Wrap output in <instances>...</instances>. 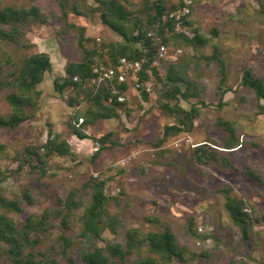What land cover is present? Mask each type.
Returning a JSON list of instances; mask_svg holds the SVG:
<instances>
[{"label": "rangeland", "instance_id": "rangeland-1", "mask_svg": "<svg viewBox=\"0 0 264 264\" xmlns=\"http://www.w3.org/2000/svg\"><path fill=\"white\" fill-rule=\"evenodd\" d=\"M146 1L127 0L126 7L145 20ZM166 1L169 7L179 2ZM0 4L2 7L30 6L29 0H0ZM85 4L96 7L92 0H85ZM263 4L264 0H192V26L179 25L176 30L192 37L198 28L210 43L198 49L186 45L169 46L166 59H159L155 66L161 79L165 78L168 65L189 68L191 78L205 86L201 98L204 106L198 99L180 101V107L186 111L196 106L199 116L194 120L191 132L171 135L164 141V128L176 121L157 105V93L162 85L155 78L149 81L151 88L146 92L147 96L143 90H131L116 118L100 120L89 127L90 139L81 141L73 136L68 125L72 116L76 112L84 113L91 105L86 102L70 106L68 100L74 93L70 89L63 94L56 93L53 82L65 76V67L70 62H79L82 58L77 34L73 30L62 33L64 24L55 20L47 25L34 22L26 26L21 42L30 47L20 51L19 55L47 53L52 68L39 86L43 99L29 111L31 119L14 132L0 131V144L5 147L0 169L6 177L0 183V194L7 200H19L29 191L34 198L32 206L11 214L17 225L22 226L30 214H41L56 207L57 199L73 189L86 196L84 185L93 178L108 180L105 194L119 198L126 226L146 232L169 226L179 243L187 248L188 264H230L231 261L264 264V220L254 228L250 241L244 243L225 211L222 193L228 189L232 197L244 198L258 217L264 216V114H258V102L253 92L240 85L242 67L254 69L264 80ZM38 5L46 13L58 10L56 0H41ZM68 20L85 28V38L92 41L88 44L90 47L105 50V44L123 43L121 37L101 23L98 13L86 18L70 14ZM212 30L217 32L215 37L211 35ZM216 45L227 76L221 87L225 90L221 108L217 96L219 66L207 61ZM7 50L16 55L12 48ZM8 113L9 107L1 94L0 115L7 116ZM219 119L235 123L243 146L228 153L231 166H223L219 161L200 165L193 155L197 146L207 144L221 150L229 137L217 126ZM50 129L69 142L77 158L52 156L43 173L25 156V150L44 144ZM106 133H112L114 145L93 159L96 139ZM248 170L259 175L262 181L249 178ZM76 229L74 224L65 234L73 238ZM56 236L50 237L39 250L55 260V264H71L54 246ZM113 238L108 231L104 233L106 241ZM99 245L104 246V243ZM67 255L75 258L77 247L69 250ZM0 264L12 263L5 255H0Z\"/></svg>", "mask_w": 264, "mask_h": 264}, {"label": "trees", "instance_id": "trees-1", "mask_svg": "<svg viewBox=\"0 0 264 264\" xmlns=\"http://www.w3.org/2000/svg\"><path fill=\"white\" fill-rule=\"evenodd\" d=\"M41 0H29L30 6H7L0 4V95L9 107L7 116L0 115V131L14 132L32 117L31 112L43 99L39 88L46 73L51 68L50 56L47 53L20 54L28 49L21 42L25 37L24 28L34 22L47 25L52 21L62 22L65 29L62 33L73 30L77 34V43L82 53L79 62H70L65 67V76L56 78L54 90L58 94L70 89L74 96L68 100L70 106L90 103L84 113L76 112L70 122L71 134L78 140H88L87 129L95 126L100 120H110L118 116V110L127 101L132 90L129 83H119L116 77L93 84V70L96 67L114 69L125 58L129 61L142 63L139 74L143 85L155 78L162 85L157 93L158 107L172 117L176 123L166 126L163 141L171 135L191 132L194 120L199 116V109L192 106L189 111L182 109L180 101L189 102L201 98L205 92L204 84H198L190 74L189 68L179 64L165 67V78L161 79L155 66L159 60L160 46L186 45L193 49L204 48L210 39L201 35L200 30H194L193 36L177 32V26H192L194 6H190V14L181 19L171 16V13L182 7L184 0L169 7L166 0H147L143 8L145 20L131 12L127 0H92L95 8L86 6L85 0H56V13H46L38 3ZM264 13V4L261 5ZM98 13L101 23L123 39V43H108L103 49L90 47L92 42L85 38V28L70 23V14L86 18ZM216 36V30L211 31ZM7 48H12L14 53ZM208 63L219 66L220 84L218 87V107L223 106L225 90L221 87L227 80L226 67L221 59V52L216 45ZM75 78L77 79L75 81ZM240 85L253 92L258 105V114H264V80L259 78L254 69L242 67ZM143 94L147 93L143 90ZM125 98L123 103L118 97ZM217 126L229 134L221 150L211 145L203 144L193 150L195 161L200 165H208L219 161L223 166H231L228 153L237 147H242L238 129L233 122L219 119ZM112 133H106L96 139L100 144L92 158L97 159L107 148L114 145ZM4 145L0 144V161L4 153ZM25 156L45 173L52 156L75 160L71 145L61 134L49 130L47 140L40 146L27 147ZM249 178L261 182L259 175L248 170ZM6 179L0 169V183ZM108 180L91 179L84 185L87 195L82 196L77 189L71 190L66 196L57 199L56 207L48 208L41 214H30L24 224L18 226L11 214L21 213L26 207L34 204L31 192L26 191L19 200H7L0 194V255H5L12 264H55V260L47 257L39 247L46 244L50 237L54 240L62 256L71 264H188L187 248L181 245L176 235L166 226L160 231H143L140 228H128L125 224L121 204L118 197L105 194ZM225 199V211L234 226L238 229L241 239L248 243L254 233V228L264 220L258 217L254 208L249 206L244 198L232 197L228 189L222 190ZM114 204V207L113 205ZM119 209V210H118ZM117 210V211H116ZM158 222L157 219H148ZM77 227L72 238L65 231ZM56 230L55 234L54 231ZM61 230V231H60ZM108 231L114 236L112 241L104 239ZM99 243H104L100 246ZM77 247V256H68L67 252ZM206 257L205 254H200ZM230 264H237L231 261Z\"/></svg>", "mask_w": 264, "mask_h": 264}, {"label": "built area", "instance_id": "built-area-1", "mask_svg": "<svg viewBox=\"0 0 264 264\" xmlns=\"http://www.w3.org/2000/svg\"><path fill=\"white\" fill-rule=\"evenodd\" d=\"M190 6H192V0H184L182 7L174 10L171 13L172 17L176 19H181L182 17H186L190 14ZM168 51L165 46H160L158 52L159 59H166ZM177 53H180L178 51ZM142 71V63L139 61H129L125 58L121 59L120 63L114 68H106L103 66L96 67L93 70V84L100 83L105 80H109L113 77H116L119 83H129L132 87L133 91L144 90L145 92H149L151 88V84L146 82L145 84L140 83L139 74ZM77 79L75 78V81ZM125 98L122 96L118 97V102L123 103ZM100 145L96 143L93 146V152H97Z\"/></svg>", "mask_w": 264, "mask_h": 264}]
</instances>
